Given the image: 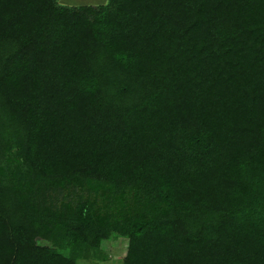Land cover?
<instances>
[{"label": "trees", "instance_id": "obj_1", "mask_svg": "<svg viewBox=\"0 0 264 264\" xmlns=\"http://www.w3.org/2000/svg\"><path fill=\"white\" fill-rule=\"evenodd\" d=\"M264 264V0H0V264Z\"/></svg>", "mask_w": 264, "mask_h": 264}, {"label": "rangeland", "instance_id": "obj_2", "mask_svg": "<svg viewBox=\"0 0 264 264\" xmlns=\"http://www.w3.org/2000/svg\"><path fill=\"white\" fill-rule=\"evenodd\" d=\"M106 0H57L59 5L83 6L98 5L105 3ZM126 241L120 238H112L100 244L101 256L95 259L91 256L81 258L76 264H121L124 255Z\"/></svg>", "mask_w": 264, "mask_h": 264}]
</instances>
